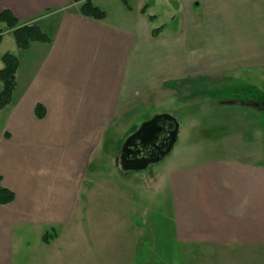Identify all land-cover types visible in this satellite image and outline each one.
<instances>
[{
    "label": "crops",
    "instance_id": "obj_1",
    "mask_svg": "<svg viewBox=\"0 0 264 264\" xmlns=\"http://www.w3.org/2000/svg\"><path fill=\"white\" fill-rule=\"evenodd\" d=\"M92 1L105 12L102 20L81 15L72 0H0V11L37 23L50 36L25 49L14 45L18 68L4 107L0 184L15 196L0 204V264L24 257L18 254L31 247L30 236L45 262L49 252L71 246L64 235L69 225H84L77 207L93 195L96 177L90 168L104 157L95 155L103 154L105 133L124 130L120 122L140 93L193 73L264 61V0H178L179 27L161 26L155 37L156 15L148 14L154 0H135L130 8L122 0ZM5 35L12 36L5 33L0 44ZM37 104L45 109L42 118L35 116ZM109 122L111 131L105 129ZM218 146L219 156L179 161L149 177L117 175L112 198L124 204L114 207L112 200L108 215L97 208L94 220L86 219L94 227L89 235L81 229V263L100 264L105 257L112 264L162 260L157 257L162 212L153 220L147 216L154 197L167 203L173 241L198 259L181 264H264V164L258 151ZM133 185L138 192L130 190ZM69 254L60 257L64 263Z\"/></svg>",
    "mask_w": 264,
    "mask_h": 264
},
{
    "label": "rangeland",
    "instance_id": "obj_2",
    "mask_svg": "<svg viewBox=\"0 0 264 264\" xmlns=\"http://www.w3.org/2000/svg\"><path fill=\"white\" fill-rule=\"evenodd\" d=\"M129 3L131 5L135 4V0H129ZM180 9L178 0H154V6L148 9V14L156 15L152 22L153 27L162 26L163 30L166 31L179 27L178 14ZM171 16H174L173 21L170 19ZM14 45L13 37L5 35L0 44V55L7 51L13 53ZM1 66L2 62L0 60ZM165 84L168 86H165ZM146 93H140L139 97L137 96V102L126 113L125 125H122L124 130L113 129L111 131L110 122L107 124L108 127H105L111 132L105 133L103 154L97 153L95 159L100 154L104 157L98 165H92L90 168L89 173L96 177L94 189H92L94 192L89 202L81 201V205L77 207L78 210L81 207L80 216L83 215L86 219L91 218L94 220L97 208L103 209L106 215L113 211L111 209L113 207L112 200H114L112 189L116 183L115 178L117 175L120 174L126 178L134 177L133 180L135 177H149L153 171L172 168L179 161L182 162L181 164L185 162L190 164L207 160L222 153V149L215 148L219 147L218 145L238 144L245 147L244 149L247 148L249 152L258 151L259 158L261 157L259 161L264 164V111L261 110V108L264 109V61L261 64L251 65V63H247V65L239 66L236 70H220L205 74L193 73L184 79L162 83L155 90ZM7 111L8 108L0 109V133L4 129V119ZM159 113L171 114L179 124L178 139L171 152L160 162L152 164L144 170L115 171V157L126 136L135 131L142 122ZM107 140L110 141V144L107 143ZM110 146L114 147L110 149ZM260 153H262V156H260ZM93 171L95 172L93 173ZM125 187L128 188V185ZM125 187L122 188L125 189ZM136 187L135 185L130 186V190L134 193L138 192ZM96 191L100 192L98 200ZM153 199V211L150 214L147 213V216L150 215L153 220L152 215L158 217L162 212L161 225L163 231L157 245L159 253L157 257L162 260L147 264H181L184 261H198L197 257L193 258L195 255L190 252L191 250L188 247H183L173 241L170 228L172 223L165 199L154 197ZM114 201H116L113 203L114 207L124 204V201ZM151 202L146 197L144 205ZM164 210H166V219L163 217ZM86 219L84 225L68 226L69 233H65L64 238L70 239L71 246H62L54 252H49V260L46 262L42 261L40 255L38 256L40 251L36 252V246L33 244L34 237L30 236L27 238V242L31 247H24L27 251H21L18 255L25 254V256L17 258L15 264H85L81 263L78 257L81 229L84 227L89 235V229L94 225ZM49 232L50 234L53 233L50 230ZM70 247L71 249L68 250ZM69 253H72L70 262L64 263L60 257L70 256ZM30 256H35V260H31ZM37 257L41 260H36ZM157 257L153 256L152 259ZM100 264H112L111 259L105 257L100 261ZM121 264L132 263L123 260Z\"/></svg>",
    "mask_w": 264,
    "mask_h": 264
},
{
    "label": "trees",
    "instance_id": "obj_3",
    "mask_svg": "<svg viewBox=\"0 0 264 264\" xmlns=\"http://www.w3.org/2000/svg\"><path fill=\"white\" fill-rule=\"evenodd\" d=\"M79 6L81 15L102 20L105 17V12L93 3L92 0H72ZM123 4L130 8L128 0H122ZM148 3H145L141 12L144 13ZM152 20L153 16H148ZM161 27L152 28L151 36L155 37L159 34ZM5 33H10L13 37L15 45L19 49L27 48L32 42H49L50 36L45 33L41 27L34 22L21 23L17 20L9 10L0 11V41ZM0 60V109L7 106L12 99L13 91L16 85V71L18 68V58L11 52H5L1 55ZM264 111L263 108H261ZM35 116L42 118L45 114V109L41 104H37L34 109ZM124 113L121 114V116ZM114 122V121H113ZM120 125H125L120 122ZM14 192L0 184V204H8L14 199ZM46 235V233H45ZM43 235V241L48 242V238Z\"/></svg>",
    "mask_w": 264,
    "mask_h": 264
},
{
    "label": "water",
    "instance_id": "obj_4",
    "mask_svg": "<svg viewBox=\"0 0 264 264\" xmlns=\"http://www.w3.org/2000/svg\"><path fill=\"white\" fill-rule=\"evenodd\" d=\"M169 126L167 129L164 126ZM165 134L164 138L161 135ZM179 124L174 116L159 113L142 122L126 136L115 157V165L122 172L141 171L160 162L173 149L178 139ZM159 141V142H158ZM157 142V143H156ZM152 144L148 152L141 147Z\"/></svg>",
    "mask_w": 264,
    "mask_h": 264
},
{
    "label": "flooded vegetation",
    "instance_id": "obj_5",
    "mask_svg": "<svg viewBox=\"0 0 264 264\" xmlns=\"http://www.w3.org/2000/svg\"><path fill=\"white\" fill-rule=\"evenodd\" d=\"M168 127H169L168 125H167V126H164L165 129H167ZM164 136H165V134H164V132H163V134L161 135L160 140H161L162 138H164ZM158 142H159V141H158ZM156 143H157V142H156ZM151 145H152V144L150 143V144H148L146 147H143V148L141 147V151H143V152H145V151L148 152V151L150 150V148H151ZM118 154H119V151H118ZM118 154H117V155H118Z\"/></svg>",
    "mask_w": 264,
    "mask_h": 264
}]
</instances>
